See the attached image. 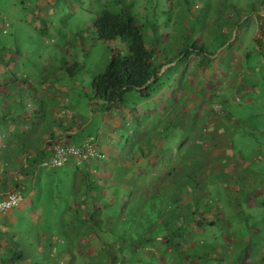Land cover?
Returning a JSON list of instances; mask_svg holds the SVG:
<instances>
[{
	"label": "trees",
	"instance_id": "trees-1",
	"mask_svg": "<svg viewBox=\"0 0 264 264\" xmlns=\"http://www.w3.org/2000/svg\"><path fill=\"white\" fill-rule=\"evenodd\" d=\"M43 1V4H54L53 0ZM136 1L137 0H134V2ZM183 1H186L185 6L190 18V24L187 25V22L176 23V20L175 23L177 26H175V23H172L171 26H167L160 30L161 26L158 25V20H152L153 23L150 24L149 19H146L148 17L147 15L142 18L143 21H146L145 23L137 22L131 13L134 5L133 3L128 4L125 0H101L100 7H102V10L98 14L95 22L96 35L98 40L110 45V57L104 68L94 75L92 82L93 95H91V98L96 100V102H93V109L96 107L105 108V110H107L115 106L129 108V106H125L122 101L125 93L134 89L140 91L146 98L156 95L153 105L161 102L164 103L167 99L173 103L174 99L176 100V96H180L181 100L185 98L188 102L189 105H185L189 110L196 108L199 110L200 107L204 108V105L207 106L208 111L211 110L210 116L214 123L209 126L207 125L206 128H208V130H216L215 135L210 134L213 141L212 144H207L204 139H198V137H196V147L194 146L193 149H190L191 146L186 144L183 149L185 152L184 155L186 154L191 159L194 157L195 160H198V166H195L196 168L189 167V164H187L190 163L189 159L186 160L183 158L184 164L186 165L182 166L183 168L180 169L178 166L179 160L171 159L177 156V154L171 157L172 151H166L170 147L165 150L162 149L164 151L163 156H154L155 151L150 148V153L147 145H145L146 142L144 140L146 138L142 141L144 144H142V142L137 143L140 144L138 151L139 156H136L135 153L132 152V156L126 154L127 160L125 164H109V162H113L115 156H117V146H115V153L113 158H111L112 160L106 161V155L101 151L98 144L100 142L98 135L95 137V141L97 150L101 153V156L89 158L81 166H73L72 172H74V176L73 179H69L72 182L71 191H74L75 198L69 204V214L68 212L63 214L66 216V218L64 217V227L75 222H77V227L72 230L65 229L64 234H59L60 236L53 232L54 235H50L47 231L43 230L42 235H39L41 239V250L39 249V251L42 253L45 250L47 256L45 258L41 257L42 260H40L39 263H35L33 259H26L28 256L20 248L16 247L15 243L19 242L23 237L21 233L17 236L12 231L7 234L0 231V261L4 259L0 264H72L73 260L71 256H76V251H80L81 257L87 255L88 261L91 264H93L94 259L98 258L97 256L99 254H104L105 261L110 264H154V261L159 264H165L167 262L168 264H207L204 258L205 254H211L214 258L219 259L220 256L215 254V249L221 247L226 249L225 244H227V239L230 240L232 237L230 229L233 228L231 222L227 220L228 217H226L222 206L218 203L214 206L210 204L213 199L211 198V194H209V189L211 190L209 186L215 183L212 177L218 180L216 181V184H218L217 188H222L223 190H221L224 193L226 189H231L232 197L229 196L230 193H225V197L231 198L233 201L230 204L232 209L229 208V210L234 211L236 209V212H233L234 216L240 215L243 210V204L245 208L253 212L259 214L264 213V169H262L264 168V164L261 165L263 166L262 168L257 167L252 169L250 165L251 160L239 155L238 152L233 149L235 144L232 143L229 133L234 129L235 123H233V120L236 119L238 112L236 113V110L223 108L222 104H220L222 101L220 96L215 98L210 95V91L212 90L211 87H214L215 80L219 82L218 78H221L220 75L224 74L221 72V69L224 68V66H228L231 70L235 69V78L243 79L244 81V83L242 81H237L233 87L236 89H243L248 95L253 96L252 100L256 99L254 95L259 93L258 84H251L249 78L252 77L246 76L247 72H250V68H252L251 72L256 68L253 66L246 67V63L251 64L249 53H246V51L250 52V48L242 51L241 56L238 58L239 61L245 60L244 65L241 64V66H239L236 64L235 55H233V50H237V46H235L237 40L240 39L245 30H249L247 33L251 32L254 26L249 24V17L242 20L246 14L244 7L241 6L239 9L235 8V3L228 0H218L220 2H217V0L216 2H213V0H205L206 6L199 5L192 0ZM263 2L264 0H262L261 3ZM209 5L213 7L212 17L208 12L207 6ZM252 8H254V5H252ZM254 10L255 9H253V11ZM234 11L236 12L235 15L230 13ZM223 19H228L225 24L222 23ZM150 25L153 27L151 30L149 27ZM162 25L165 26L164 23ZM236 25L238 26L237 34L240 33L239 30H241L240 36L236 35L235 40L230 41L232 37L234 39L233 31ZM261 31H264L263 26ZM199 39L201 40L198 41ZM115 41L124 45L125 52L121 51L123 49L113 48V43L116 44ZM258 41L262 42V39L259 38ZM179 45H182L181 48L178 47ZM253 45L256 46V53L261 52L262 55H264V50H259L255 42ZM217 47H222L223 49L215 56L216 53L214 50ZM193 57L198 58V61L196 60L195 63H193L194 65L185 66V63ZM74 64L73 66L79 65L76 62ZM165 66L166 68H164ZM7 77L9 79L11 78V76ZM181 77L186 79L187 90L184 87L185 84L182 85L180 79L178 89H174V92L176 90L178 93L173 92L168 98L166 89L169 88V85L173 87L176 79ZM198 80L201 82H198ZM219 87L220 86H218V88ZM183 93L186 94L188 98L185 97ZM226 93L229 94V92ZM27 94H31V92ZM20 97L22 99L26 98L25 95H20ZM240 99L241 98L238 100ZM252 100L250 99V101ZM23 101L24 100H22V102ZM150 102L152 103V101ZM27 105V108L30 107V109L24 114L23 112L21 113L23 114L21 116L23 123L30 120L31 123L33 122V125L36 123L37 119L45 117L46 112L42 109V102L34 101V104L31 105L27 103ZM104 105L106 106L104 107ZM32 108L35 115L31 116ZM129 110L131 111L132 109L129 108ZM183 110L184 106L180 108V111H177V115H183ZM143 112L148 114L149 110L144 109ZM142 113L140 115L138 113L137 115L135 112L137 115L135 117L136 120L140 119ZM158 115L161 116L162 113L159 112ZM188 116L195 125L196 122L194 117H196V115L193 117H191L192 115ZM183 118L185 119L186 117ZM174 121L175 119L168 120V123L171 125L170 130L175 129V126H172L174 125ZM219 124L223 125L220 131L216 129ZM225 127H227V129ZM225 129L226 131L224 132ZM54 131L55 130L49 133V145L52 144V147L54 144L60 142L66 144V140L57 138L58 136L55 135ZM191 133L189 136L192 135ZM196 148L198 151L193 152L192 150ZM158 150L160 151L159 148ZM224 151L227 152L228 155H225ZM43 158V155L35 158L34 166L40 169V171L46 172L47 168L41 165V160ZM259 158H262V156ZM152 159H154V161H152ZM147 160L149 162H147ZM258 160L262 161L261 159ZM126 164L131 174L139 173L141 176L144 175L143 177H147L148 175L151 177L153 174L152 172H155L156 180L154 182L156 186L158 187L162 183L170 185V189L175 190V194H177V197L174 194L173 200L176 204L181 201L183 202V205L180 206L184 207L182 212L185 214L182 213L180 215V217L182 216L180 220L176 219L177 223H175L172 228L168 227L161 229V227H153L149 234L147 232V234L140 239L139 235L137 239L135 237H133L134 239L131 237V240L127 238L129 240L123 242V244H119L118 242L104 240L102 237L105 230H108L116 236H122L116 233L120 229L116 228V224L126 227L129 218V215L121 214L123 211L122 206L125 202H136L135 197H137V192H129L127 190V183L122 184L113 179L115 174L120 171V168L124 167ZM52 169L54 168H50L49 170ZM48 172L50 178L54 177L52 178V185L55 187L56 174L53 171ZM103 173L107 176V181L101 179ZM90 175L91 177H89ZM59 176L60 175H58L57 178H59ZM227 176H231V179ZM90 178H92V182L89 183L88 180ZM259 178H263V180L257 183ZM100 182L109 183L108 186H116L117 191L119 193L121 192L123 196L116 197L115 195H109L106 199L107 203L105 204L102 202L103 206L100 205V195H95L97 191L100 192L102 189L97 187ZM219 182H222L221 186H219ZM135 187H139V183L136 184ZM52 189L50 188V190ZM111 189L112 188L109 187L107 188V190L112 192ZM135 191H137V189ZM139 191L141 190L139 189ZM191 191H195L197 195H191ZM80 192H85V195L80 194ZM118 200L120 204L117 203ZM144 205L147 206L145 210H143ZM138 206L143 208L140 213L148 212L149 214V212H152L151 210L155 204L150 203L148 207L147 202L144 201V199H140ZM180 206L178 205L177 209L180 208ZM52 209L54 210V208ZM185 210H187V212L190 210V212L187 213ZM44 213H46L45 208L40 216H44ZM31 214L32 219L34 217L35 219L38 218V214ZM103 214L105 219L100 217V215ZM97 216L99 220L96 218ZM137 216L139 217V221L142 222H145V218L147 217L143 215ZM189 216L191 217L189 218ZM85 220L87 224L84 222ZM179 222H182L181 226L176 225H179ZM185 226H187V228H185ZM221 226L230 229H222L220 228ZM191 227L202 229L201 232L203 236L184 241L185 235L195 234ZM248 229L249 233L243 234V231H238L239 233L235 236L237 242L234 244L233 250L234 254L236 253L237 260L233 261V264H246L251 262V255L249 254L248 247L253 239H260L261 237H259L260 232L257 233V236H253L256 233H251L252 227H248ZM162 230H166V232ZM220 231L222 232L220 233ZM95 233L98 234L99 242L97 244L100 245H92L93 247L89 251L90 238H96V236L91 237L89 234L95 235ZM217 233L220 234L217 235ZM218 236H221V239L218 238ZM222 236H225V238L222 239ZM203 238H209L208 243L210 247H208V249L202 247V244H204ZM18 239L20 240L18 241ZM61 239L64 241L69 240L70 243H68V245L63 244V246L57 244V241ZM124 239L125 238H123V240ZM50 241H55L57 243L53 242L52 244ZM149 246H153L154 248L148 249ZM257 246L259 247L258 254L254 257V261L264 264V244L258 242ZM125 250H128L129 254H126ZM204 250L205 252H202ZM251 251L254 253V250L251 249L250 253H252ZM149 252L157 255L155 256L156 260L148 258ZM256 262H254V264H257Z\"/></svg>",
	"mask_w": 264,
	"mask_h": 264
},
{
	"label": "rangeland",
	"instance_id": "rangeland-1",
	"mask_svg": "<svg viewBox=\"0 0 264 264\" xmlns=\"http://www.w3.org/2000/svg\"><path fill=\"white\" fill-rule=\"evenodd\" d=\"M125 1L128 4H134L131 13L137 22L145 23L146 21H143L142 18H144L143 16L147 15L148 17L146 19H149L150 24L153 23L154 20H158V25L161 26L160 30H162V28H166L167 26H171V24L175 23L176 20V23L187 22V25L190 24V18L185 6L186 1ZM192 1L198 3L199 5L206 6L205 0ZM228 1L235 3V8L239 9L241 8V6L244 7L246 14L242 20H245L246 16H251L252 20H255L254 17H258V11L262 2V0ZM43 2V0H0V69L3 68V71H6L3 73L6 76L12 77L16 75L17 72L22 76H28V79L34 82L36 88H40V91H42L41 87L44 91H49L50 89V91L54 92L51 93L58 95V98L67 100L64 102H67L70 108H72L73 106L77 109L78 112H80L76 118H71V120L74 121V127H79L77 137L79 136L84 139H87L90 136L97 137L99 133L102 132V129H104L102 114L104 112H101V110L103 109H98L96 107H94V109L92 108L93 102H96V100H93L91 98V95H93L92 82L94 75L99 73L100 70L104 68L110 57V45L98 40L96 35L95 22L98 14L102 10V7H100L101 0H53L54 4H43ZM213 2H216V0H213ZM217 2L220 1L217 0ZM252 5H254V8H252ZM207 7L208 12L212 17L213 7H211L210 5ZM253 9L255 10L253 11ZM230 13L235 15L236 12L234 11ZM227 20L223 19L222 23L225 24ZM214 21L217 22L216 20ZM163 23L165 24V26L162 25ZM176 23L175 26H177ZM149 27L150 30L151 28H153L152 25H150ZM237 27V25L234 27V39L232 37L230 41L235 40L236 35L240 36L241 30H239L240 33L237 34ZM254 31L260 30L259 28L255 29V27H253L249 34L246 30L243 32L240 39L235 43V46H237V50H233V55H235V61L238 62V58L239 56H241L242 51L248 50L250 48V52L246 51V53H249L251 64L246 63V67H256V71L253 70V76H251L252 78H249V82H251V84H258L257 86L259 88V93L254 95L256 99L252 100L253 96L248 95L245 91H243V89H236L233 87L235 83L237 81L240 82L241 79L235 78V69L231 70L228 66H224V68L221 69V72L224 74H221V78H218L219 82L215 80L214 87H211L212 90L210 91L211 96L215 98H218L220 96V98L222 99L220 104H222L223 108H228L234 111L236 110V113L238 112L236 119L233 120V123H235L234 129L230 131L229 137H231L232 143L235 144L233 149L236 150L239 155L251 160L250 165L252 169H255L257 167L262 168L263 166L261 165L264 164V55H262L261 52L256 53V46H254L253 44L255 42V44L259 46V41H257L259 37L258 35L252 37V33L254 34ZM200 40L201 39H199L198 41ZM115 43L116 44L113 43V48H120L123 49L121 50L122 52H125L123 44L116 41ZM181 46L182 45H179L178 47L181 48ZM222 49V47L215 48V56H217V54H219ZM197 59L198 58L196 57L190 58V60L185 63V66L194 65L193 63H195ZM75 62L79 65L73 66ZM164 68H166V66ZM251 70L252 68L249 69L250 72ZM24 79L27 80L26 77ZM180 79L182 85L185 84L184 87L187 90L186 79L182 77L177 78L174 86L170 87L169 85V88L166 89V95L168 96V98L170 95H172L174 89H178V86L180 85ZM198 82L201 81L198 80ZM218 86L220 87L218 88ZM226 92H229V94H227ZM37 93L39 92H36L34 91V89H32L31 94H29L31 96L26 97L22 103H18L17 105L23 104V108H26L28 106L27 103H30L31 105L34 104L33 100L35 97L33 98L32 94L34 95ZM174 93L178 92H176L175 90ZM184 95L185 97H187L186 94ZM237 97L241 99L238 100L239 98ZM145 98V95L141 94L140 91L134 89H131L125 93L122 103H124L125 106H129V108L132 109L131 111H134L135 109L133 113L135 117L138 115V113L140 115L144 111V109H148L149 113L146 114L145 112H143L141 116L142 118L140 117V119L138 120H136V118L133 117L132 114H130V117H128L127 119L130 125H125L126 123L121 127H119L120 124L117 125L116 133L113 129L111 130L113 132V135L115 136V146L118 147H116L117 156H115L113 162H109V164L118 163L122 165L123 162L127 160L126 154L132 156L133 153H135L136 156H139L138 151L140 148V144L137 143H141L144 138H146L144 141L146 142L145 145H147L148 149L150 150V148H152V150L155 151L154 156H163L164 151L162 149L165 150L168 147L170 148H168V150L166 151H172L174 154H178L180 151L184 152V146L188 142H192V139H189V135L193 131L195 126L192 123L193 121L190 120L191 118H188V115H192L191 117H193V115H198L199 112L196 111L197 109L189 110L185 105H189L185 98L181 100L180 96H176V100L174 99V102H176L171 103L169 100H167L166 103H170L169 107L166 111L161 110L162 115L160 117L158 115V112L156 118L155 116H153V113L157 108L160 109L163 107H160V105H158L157 107V104L153 105V103L150 102L142 103ZM250 99L252 101H250ZM182 106H184V110L182 112L183 115L179 116V114L177 115V111H180V108ZM203 107L204 112H207V106L204 105ZM29 109L30 107H28V110ZM98 112L100 114L97 115ZM135 112L137 115L135 114ZM30 115H35L33 108L31 109ZM114 115L115 127V124H117L118 121H120V123L122 120L124 121V113H122L120 116H118L117 114ZM183 117L186 118L184 119ZM170 118L173 120L175 119L174 125H172L175 126L174 130H170L171 125L170 123H168V120H170ZM83 124L85 125L82 127ZM225 128L227 129V127ZM226 129L224 130V132L226 131ZM101 139L102 138H100L99 140ZM186 139L189 140L185 143L184 141ZM204 141L207 144H212L213 142L209 136L205 137ZM142 144H144V142H142ZM158 148L160 149V151L158 150ZM149 152L151 153V150ZM193 152L196 151L193 150ZM224 154L228 155L225 151ZM172 156L173 155H171V157ZM260 156H262V158H259ZM183 158H185L186 160L189 159V162L192 166L196 164V160H192L190 157H188V155H182L179 157L175 156L171 159L179 160L178 166L180 169H182V164L184 162ZM258 159H261L262 161ZM152 161H154V159H152ZM147 162L149 161L147 160ZM72 167V162H69L63 167H58L51 170L56 174L57 181H55V189H49L50 192L43 197L44 201L42 202L45 203L44 208L46 210L44 216L37 215V219H35V217L32 219V214H28L26 217L20 218V225L17 227L20 233L24 236L21 240L18 239V241H20L15 244L17 248H20L28 256L26 257V259H33L35 263H39L40 260H42L41 257L45 258L47 256L45 250L42 253L41 251H39L41 247V239L39 235H42L43 230L47 231L50 235H59L64 234L65 229L72 230L77 227V222L68 224L66 225V227H64V217L66 218V216L63 214H65L66 212H68L69 214V203L72 202V200L75 198L74 191H71L72 182L69 180L70 176L74 175V172H72ZM123 168L124 167H121L120 171ZM58 175H60L61 177L57 178ZM143 176L144 175H142L141 177ZM151 176H153V174ZM139 178L137 179L138 181H134L132 182V184L130 181V184H128L127 188L129 192L133 193L135 191L134 185L136 182H139V189L142 192L143 186L147 185V181L145 180L146 176L143 178V180ZM101 179H104L105 181L108 180L107 176L104 173L103 175H101ZM117 179L119 178L117 177ZM262 180L263 178H259L257 183L262 182ZM216 181L209 186L211 187V190L209 189V194H211V198L213 199L212 203L210 204L213 206L216 203L220 204L225 211L226 217H228L227 220H229V222H231V225L233 226L232 229L228 227L224 228L222 226L220 228L230 229L231 234H238V231H243V234H247L249 233L248 227H252L251 233H256L253 236H257V233L260 232L259 237L261 238L253 239L252 243L248 247L249 254L251 255V262L246 264H254V262H256L254 261V257L257 256L259 248L257 244L258 242L260 244H264V213L259 214L257 212H253L250 209L245 208V205L243 204V210L240 215L238 214L237 216H234L233 213L230 212L232 210H229V208L232 209L230 204L233 201L231 200V198L225 197V193L222 191V188V190L217 188L218 184H216ZM100 184L101 187L102 185L104 187L109 185V183L106 184L104 182H100ZM129 185L131 186L129 187ZM221 185L222 182H219V186ZM108 187L112 188V191H116V197L123 196L121 192L119 193L117 191L116 186L113 185ZM226 193H230L229 196L232 197L231 189L227 190ZM102 194L103 189H101L100 192L97 191L95 193V195L97 196H102ZM147 194L148 189L146 195ZM149 196V198H145V193L142 192V199L143 197L145 198L144 201L147 202L148 207L150 206L151 202H154V200H156L154 194H149ZM138 201L139 198L135 203L125 202V204L122 206L124 213L129 215L128 221L126 223L127 229L129 228L131 230H134L136 225H134V218L140 213V211H142L141 207L135 211V209L139 207ZM117 203L120 204V201L118 200ZM113 204L117 205L116 203ZM51 207L54 208V210ZM146 207L147 206L144 205L143 210H145ZM149 214L143 215L142 213H140L139 215L148 216ZM100 217L102 219H105L104 214L100 215ZM96 218L99 220L98 216ZM84 222H86V220ZM122 232V228L116 232L117 234L122 235L120 237L119 235L116 236L108 230H105L102 238L104 240H110L112 242L123 244V242L129 239L131 240L134 235L137 236V234L139 233V231H133L132 238L129 237V239H127L126 236L129 234H123ZM221 232L222 231H220V233ZM220 233H217V235ZM94 236H96V238L93 237L89 241V251L92 249V245H100L97 244L99 242L98 234L95 233ZM141 237L142 236H140L139 239ZM123 238L125 239L123 240ZM218 238L221 239V236H218ZM202 240L204 243L202 244V247L208 249V247H210L208 243L209 238H203ZM53 242L51 243L53 244ZM57 242L55 243L61 246H63V244L68 245V243H70L69 240L64 241L63 239ZM251 249L254 250V253L252 251V253H250ZM79 252L76 251L77 255L71 256L73 260L72 264H91L88 261V256L85 255L84 257H81V253ZM125 252L126 254H129L128 250H125ZM202 252H205V250ZM215 254L217 256H220V258H214L211 254L206 253L204 256L205 262L207 264H233L232 262L237 260L236 253L234 255H231L230 252L227 251V248H216ZM103 255L104 254H99L97 256L98 258L93 260V264H110L109 262L105 261ZM148 255V258H153V260H156L155 256L157 255H155V253L149 252ZM3 260L4 259H2L1 261ZM256 263L262 264V262ZM154 264L159 263L154 261ZM165 264H168V262Z\"/></svg>",
	"mask_w": 264,
	"mask_h": 264
},
{
	"label": "crops",
	"instance_id": "crops-1",
	"mask_svg": "<svg viewBox=\"0 0 264 264\" xmlns=\"http://www.w3.org/2000/svg\"><path fill=\"white\" fill-rule=\"evenodd\" d=\"M249 16H246V18ZM260 18V21H259ZM249 24L252 26L254 25L255 29L259 28L260 31H254V34H252L254 37L255 35H258L260 39H262V42H259V46L257 45V48L261 51L264 50V31L262 32V26L264 28V2L260 4V9L258 11V17H254L255 20H252V17L250 16L249 18ZM245 22V21H244ZM249 31V30H247ZM249 33V32H248ZM258 41V39H257ZM262 43V45H261ZM245 60L239 61L236 64L239 66L244 65ZM235 64V63H234ZM4 69H0V198L4 197L7 195L9 192L13 190H19L23 188V194H24V199L21 202L19 207H16L12 211L3 214L0 216V231L5 232L6 234L10 231L15 233L17 236L20 235V231L18 230V227L20 225V218L26 217L28 214L34 213L40 214L43 212V208L45 206V203L43 197L44 195L48 194L50 192V188L55 189L53 187V181L52 178L47 174L49 170L48 168L46 169V172L40 171L37 167L34 166L35 158L39 157L40 155H43L44 158L48 155V153L51 151V145H49V133L53 130H55V135H57V138L60 139H65L66 143L69 144H81L85 140L82 137H77L79 127H74L73 123L74 121L71 120V118H76L77 115L80 113L77 111L76 108L68 105L67 100H63V98H58L56 94H53V91H47L43 90V88H36V85L34 82L28 79V76H22L17 72L16 75L11 77L10 79L3 74L6 71H3ZM252 71V70H251ZM246 76H253V72H247ZM27 78V81L24 80V78ZM241 81L244 83L243 79ZM32 85V86H30ZM32 89L34 91L39 92L37 94H32L34 100L37 102H42L43 104V111L46 112V115L44 118L37 119L36 123L32 125L30 120H27V122H22L21 116L28 111V108H23V104L17 105L18 103L22 102V99L20 95H27L31 96L27 93L32 92ZM53 92V93H51ZM26 96V97H27ZM58 98V99H57ZM156 95L151 96L150 98H145V100L142 103H149L152 101V103L155 102ZM169 100V99H167ZM164 103L161 102L160 109H156V111L153 113V116L157 118L158 112H161V110L166 111L167 108L169 107L170 103ZM151 103V102H150ZM106 105H104L105 107ZM123 106V105H122ZM218 106V105H217ZM219 108V107H218ZM102 109V108H98ZM197 109V108H196ZM158 110V112H157ZM196 111L199 112L198 115H196L195 118V127L193 129L192 135L189 137L191 138L192 142H188L187 144L191 146L190 149H193V147L197 145L196 137L198 139H204L205 137H210V134H214L216 130H208L206 126L214 123L212 117L210 116V111L204 112L203 108L200 107L199 110L197 109ZM23 112V114H21ZM103 114V128L102 132L99 133V138H102L100 140L99 147L103 153L106 155V161L112 160L114 153H115V136L113 135V132L111 131L112 129L116 133L117 130V125L121 127L122 125H130L128 122V117H130V114L133 115V111H130L129 108L126 107H121V106H115V107H110L107 110L103 108V111L101 110ZM122 113H124V121L122 120L121 123L120 121L115 124L114 127V114H117L120 116ZM100 114L99 112L97 115ZM14 118H12V117ZM195 116V115H193ZM43 117V116H42ZM135 117V115L133 116ZM160 117V116H159ZM200 117V118H199ZM164 118V117H163ZM168 118H169V112H168ZM171 119V118H170ZM217 122V121H216ZM85 124L82 125V127ZM49 126V128H48ZM222 124H219L216 129L220 131L222 128ZM201 132V133H200ZM203 132V135H202ZM105 135V137H104ZM217 135V134H216ZM189 139H186L184 142H187ZM78 143V144H77ZM195 143V144H194ZM118 147V146H117ZM196 152L198 149H195ZM193 151V150H192ZM39 155V156H38ZM139 155V153H138ZM171 155H176L173 152ZM186 156L184 155V152L180 151L177 156ZM43 158V159H44ZM43 159L41 161H43ZM192 160H195L194 157H192ZM40 161V162H41ZM198 160H196V164L194 166L191 165V163H187L191 166V168H196L198 165ZM42 163V162H41ZM125 164V162H123ZM186 164H182L184 166ZM72 166H75L74 163H72ZM196 166V167H195ZM129 167L127 164L124 166V168L117 172L115 176L113 177L114 180L117 182H121L122 184H131L134 181H138L137 179L143 180L144 177H141L139 173L136 174H131ZM153 176L150 177L148 175L146 177V181L148 182L147 185L143 186L142 192L145 193V198H149V194L152 195L154 194L156 197V200L154 202H151L152 204L154 203L155 206L151 210L152 212L145 218V222L139 221V217L136 215L134 219V225L135 228L134 230L127 229V226L122 227V225L116 224L117 229H123V234L128 233L126 237H132L133 231H139V234L137 236L134 235V237L137 239L140 236H144L145 234L150 233V230L155 227H161L163 228H172L174 226L177 220H180V215L183 213L182 211L184 210L183 202H178L177 204L173 200L174 194L176 193L175 190L170 189V185H167L165 183H162L160 186H156L155 180H156V175L154 174L155 172H152ZM229 175V174H227ZM74 175L70 176V179H73ZM61 176H59L60 178ZM91 177V175L89 176ZM117 177L119 179H117ZM212 177V176H211ZM230 177L231 176H227ZM62 179V178H61ZM79 179V178H77ZM213 181H216L215 177H212ZM223 180V179H222ZM55 181H57L55 179ZM89 183L92 182V178H90ZM139 182H136L138 184ZM234 183V182H232ZM134 185V187L136 186ZM101 184H98V188L103 189V194L100 196V205L103 203H107L106 199L109 197V195H116V191H110L107 190L108 186L102 187L100 186ZM131 185H129L130 187ZM137 189V197H135V201L139 198L138 204L140 203V199H142V192L139 191V187H135V190ZM148 189V194L146 195ZM230 190V189H226ZM225 191V193H226ZM85 192H80V194L85 195ZM141 194V196H140ZM228 194V193H226ZM191 195H197L195 194V191H191ZM177 197V194H175ZM143 197V199H145ZM142 199V200H143ZM70 204V203H69ZM72 204V203H71ZM51 205V204H49ZM178 205L180 208L177 209ZM103 206V205H102ZM141 206V205H140ZM139 207L136 209L138 210ZM143 209V208H141ZM234 210V209H233ZM136 211V210H135ZM187 212V210H185ZM236 212V209L234 210ZM230 211V212H234ZM190 212V210L188 211ZM187 212V213H188ZM229 213V212H228ZM121 214L125 215L124 211L121 212ZM148 214L147 213H142ZM185 214V213H183ZM139 215V214H138ZM187 215V214H186ZM140 216V215H139ZM191 216H189L190 218ZM186 219H189L185 217ZM182 223V222H181ZM181 223L179 222V225L176 224L177 226H181ZM120 224V223H119ZM187 228V226H185ZM192 228V231L195 232L193 235H185L184 241H188L193 239L194 237H201L202 229L199 228ZM232 229V228H231ZM163 232H166V230H162ZM92 234V233H91ZM89 234L91 237L94 235ZM228 234V233H226ZM237 233L231 234L230 240L227 239V244L226 248L227 251L230 252L231 255H234V250L233 246L237 242V239L235 236ZM24 236V235H23ZM60 236V235H58ZM225 236H222V239H224ZM92 238H90L91 240ZM134 239V238H133ZM196 239V238H195ZM149 248H154L153 246H149Z\"/></svg>",
	"mask_w": 264,
	"mask_h": 264
},
{
	"label": "built area",
	"instance_id": "built-area-1",
	"mask_svg": "<svg viewBox=\"0 0 264 264\" xmlns=\"http://www.w3.org/2000/svg\"><path fill=\"white\" fill-rule=\"evenodd\" d=\"M101 156L96 147L95 137H89L81 144L56 143L43 159L45 168L63 167L69 162L81 166L87 159ZM23 188L13 190L0 198V216L18 207L24 199Z\"/></svg>",
	"mask_w": 264,
	"mask_h": 264
},
{
	"label": "clouds",
	"instance_id": "clouds-1",
	"mask_svg": "<svg viewBox=\"0 0 264 264\" xmlns=\"http://www.w3.org/2000/svg\"><path fill=\"white\" fill-rule=\"evenodd\" d=\"M90 137H94V136H90Z\"/></svg>",
	"mask_w": 264,
	"mask_h": 264
}]
</instances>
